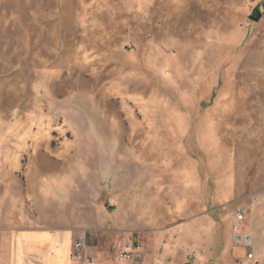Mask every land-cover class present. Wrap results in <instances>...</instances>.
<instances>
[{"label": "rangeland", "instance_id": "374dc122", "mask_svg": "<svg viewBox=\"0 0 264 264\" xmlns=\"http://www.w3.org/2000/svg\"><path fill=\"white\" fill-rule=\"evenodd\" d=\"M238 208L264 263V0H0V264L27 230L175 258Z\"/></svg>", "mask_w": 264, "mask_h": 264}, {"label": "crops", "instance_id": "0c3cea01", "mask_svg": "<svg viewBox=\"0 0 264 264\" xmlns=\"http://www.w3.org/2000/svg\"><path fill=\"white\" fill-rule=\"evenodd\" d=\"M189 228H179V236L174 239L173 248L174 250H177V253L175 254V258H171L170 254H164L167 255L168 260L173 263L169 264H184L183 262V248H192L194 250H197L199 253L198 258L206 262L207 260H211L212 262L220 261L221 263H225L228 261L229 257L232 255H236L234 253V250L236 249L235 246H233L230 236L228 235L226 237V240L224 242H221L222 237L217 233L215 230V225L213 221L208 222L206 227V241L205 246L201 243L199 244L196 240L193 239L195 236V233L192 235L191 231H187ZM214 229V230H213ZM182 230V232H181ZM184 235H190L189 243L182 237ZM84 235L85 238H87L86 233H79L75 235H71L70 233L66 231H59L58 232H36L33 230H27L22 233L18 234V246L13 249V261L12 264H20V251L23 250V252L30 253L32 252V248L36 247L38 245L43 244V246H46L47 249V255H46V262L45 264H67V258L69 254V247L71 240L75 238L76 236ZM91 243H87L90 252L97 257L98 254V246L100 239L97 237H91ZM201 245V246H200ZM256 248V246H255ZM2 249V242L0 239V252ZM16 251V252H15ZM257 254V253H256ZM164 256L159 259L157 256L153 258V255H150L149 253H146L144 258L141 262L135 263V264H151L152 261H157L156 264H161V260H163ZM171 259V260H170ZM1 261V260H0ZM94 262V261H93ZM91 262V263H93ZM202 262V261H201ZM4 264V263H2ZM112 264H115L112 261ZM126 264H134V263H126Z\"/></svg>", "mask_w": 264, "mask_h": 264}, {"label": "built area", "instance_id": "2783aa9c", "mask_svg": "<svg viewBox=\"0 0 264 264\" xmlns=\"http://www.w3.org/2000/svg\"><path fill=\"white\" fill-rule=\"evenodd\" d=\"M244 213L241 209L235 210V222L231 228V241L233 246L240 249L232 264H264L255 251L253 235L243 230ZM144 250V243L139 232H130L125 242L115 252L120 260H133L140 258ZM69 258L74 262L91 263L94 255L90 252L84 235L76 236L71 240Z\"/></svg>", "mask_w": 264, "mask_h": 264}, {"label": "water", "instance_id": "95a60500", "mask_svg": "<svg viewBox=\"0 0 264 264\" xmlns=\"http://www.w3.org/2000/svg\"><path fill=\"white\" fill-rule=\"evenodd\" d=\"M261 17V12L258 8H254L251 14L249 15V18L253 21H258Z\"/></svg>", "mask_w": 264, "mask_h": 264}]
</instances>
